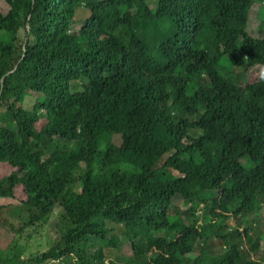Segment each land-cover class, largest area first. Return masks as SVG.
<instances>
[{
  "label": "trees",
  "instance_id": "obj_1",
  "mask_svg": "<svg viewBox=\"0 0 264 264\" xmlns=\"http://www.w3.org/2000/svg\"><path fill=\"white\" fill-rule=\"evenodd\" d=\"M0 2V264H264V0Z\"/></svg>",
  "mask_w": 264,
  "mask_h": 264
},
{
  "label": "rangeland",
  "instance_id": "obj_2",
  "mask_svg": "<svg viewBox=\"0 0 264 264\" xmlns=\"http://www.w3.org/2000/svg\"><path fill=\"white\" fill-rule=\"evenodd\" d=\"M157 2H158V0H148V4L150 5V7L153 10L157 6ZM259 6H260V3L256 4L252 10L251 17H250L251 21H250V25L248 26L249 28L256 27L260 23V19H258L256 16V13H257ZM8 9H9V6L5 2H0V11L1 12L6 13L8 11ZM261 17L264 19V11H262ZM22 37H23V34H22ZM225 59L227 60V62L230 66H233L232 62L228 56H225ZM236 69L238 70V67H236ZM33 104H34V98H28L25 106L31 107V106H33ZM5 115H6V111L1 110V116L3 117ZM22 197H23L22 193L18 192L17 199L20 200ZM11 202H12L11 200H0V204L11 203ZM174 204H176L177 206H180L182 209L187 208V206L183 204V201L180 198L175 199ZM254 213H257L255 219H258L261 215L264 216V209H261V210L256 211V212H251L250 215H252ZM57 224H58V214H57V212H54L52 219L50 220V223L48 225H46L41 230V232L39 234L35 235L34 238H32L28 241L29 252H31V251H33V252L40 251L41 252V251H45L46 249H48L51 246L52 242L54 240H56V238H57V235H58ZM254 224H255L256 230L258 232L261 229H263L262 234L264 235V217L262 218V222L260 220L259 223L256 221V222H254ZM114 229L117 232V235L123 240V237L121 235L122 229H120L118 226L117 227L115 226ZM4 233H6V232H4ZM6 234L8 235V237L4 236L5 240L2 239L3 240V243H2L3 246L7 245L6 242L10 240V235L8 233H6ZM2 238H3V236H2ZM24 240H26V239H24ZM112 254H120V255L124 254V255L128 256L131 254V246L129 243L123 242L121 249L118 252L112 251ZM259 256H260V254H257L253 257L258 258Z\"/></svg>",
  "mask_w": 264,
  "mask_h": 264
},
{
  "label": "clouds",
  "instance_id": "obj_3",
  "mask_svg": "<svg viewBox=\"0 0 264 264\" xmlns=\"http://www.w3.org/2000/svg\"><path fill=\"white\" fill-rule=\"evenodd\" d=\"M240 76L242 81V86L246 88L247 82L255 83V84H264V72L258 70L257 72L253 69V66L246 71L245 62H241L238 67L237 73ZM250 95V99L242 104L241 111L242 114H252L253 112H261L264 111V90L260 91L257 89L252 92V90L246 91ZM257 131V130H256ZM248 134L251 136L254 134V131L247 130ZM263 255V253H259ZM260 257V256H259Z\"/></svg>",
  "mask_w": 264,
  "mask_h": 264
}]
</instances>
